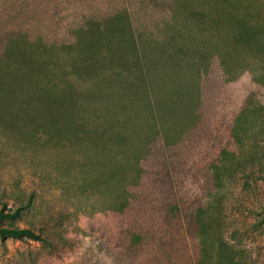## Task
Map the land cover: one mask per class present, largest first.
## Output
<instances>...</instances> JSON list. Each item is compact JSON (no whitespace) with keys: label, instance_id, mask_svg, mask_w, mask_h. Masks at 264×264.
<instances>
[{"label":"rangeland","instance_id":"374dc122","mask_svg":"<svg viewBox=\"0 0 264 264\" xmlns=\"http://www.w3.org/2000/svg\"><path fill=\"white\" fill-rule=\"evenodd\" d=\"M136 1L155 0H0V213L18 212L0 226L41 237L0 238V264H264V0H156L220 35L221 93L228 78L234 101L246 92L224 153L180 201L136 200L84 77L88 34L121 28Z\"/></svg>","mask_w":264,"mask_h":264},{"label":"crops","instance_id":"0c3cea01","mask_svg":"<svg viewBox=\"0 0 264 264\" xmlns=\"http://www.w3.org/2000/svg\"><path fill=\"white\" fill-rule=\"evenodd\" d=\"M132 8L116 31L88 34L84 77L98 84L114 147L136 169L126 175L136 179V200H184L224 153L246 92L241 85L234 101L236 79L228 78L227 98L221 93L218 33L190 32L167 2Z\"/></svg>","mask_w":264,"mask_h":264},{"label":"trees","instance_id":"16d2710c","mask_svg":"<svg viewBox=\"0 0 264 264\" xmlns=\"http://www.w3.org/2000/svg\"><path fill=\"white\" fill-rule=\"evenodd\" d=\"M63 103V102H62ZM61 104V103H59ZM56 118V116H54ZM57 121V118L56 120ZM18 212H14L12 214L10 213H0V221H4L6 219H14L17 217ZM0 238L6 239V238H14V239H32L39 241L41 240V237L39 235H36L33 231L29 229H21L15 227L12 222H8V225L5 227L0 226Z\"/></svg>","mask_w":264,"mask_h":264}]
</instances>
